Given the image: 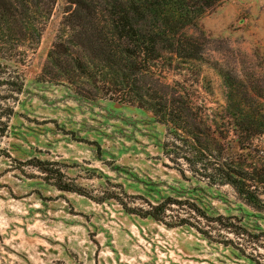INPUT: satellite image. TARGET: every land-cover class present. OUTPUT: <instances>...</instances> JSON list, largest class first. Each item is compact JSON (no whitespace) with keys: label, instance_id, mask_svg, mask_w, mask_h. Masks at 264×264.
Segmentation results:
<instances>
[{"label":"rangeland","instance_id":"rangeland-1","mask_svg":"<svg viewBox=\"0 0 264 264\" xmlns=\"http://www.w3.org/2000/svg\"><path fill=\"white\" fill-rule=\"evenodd\" d=\"M70 1L56 0L22 64L0 59V77L17 72L24 81L19 96L0 89L12 97L0 101V264H264V188L253 210L229 187L189 172L165 149V127L129 102L131 92L114 95L91 58L93 79L74 68L67 73L72 64L63 56L53 66L49 53L71 38L63 24L77 11ZM183 35L196 42L197 60L165 58L151 72L169 97L198 108L191 113L201 131L210 128L235 147L223 111L227 96L264 114V0H228ZM128 84L146 95L155 88L148 73ZM254 145L252 156H264V135ZM164 200L191 203L232 228L198 218L191 227L168 228L123 207ZM171 211L170 224L188 215L185 206Z\"/></svg>","mask_w":264,"mask_h":264},{"label":"trees","instance_id":"trees-1","mask_svg":"<svg viewBox=\"0 0 264 264\" xmlns=\"http://www.w3.org/2000/svg\"><path fill=\"white\" fill-rule=\"evenodd\" d=\"M226 1L71 0L77 11L63 23L71 38L56 44L49 58L57 67L61 62L56 57H65V61L72 64H67L65 71L68 73L74 68L87 79L97 75L89 71L92 63L87 60L96 61L92 69L104 72L107 82L115 88L114 95L128 97L131 92L132 101L129 102L149 111L165 127L169 138L165 149H170L169 154H174L189 172L205 179L209 185L229 187L243 205L258 210L257 206L263 202V194L257 189L264 188V156H252V152L256 138L264 135V114L251 112L253 104L229 94L223 111L235 147L224 144L226 139L219 133L211 132L210 128L206 131L199 129L201 119L191 113L198 110L193 103L169 97L168 87L161 83L163 79L151 72L157 70L159 62L165 58L182 62L197 60L193 52L197 44L186 38L183 31L196 26L203 15ZM55 3L56 0H0V59L16 64L24 62L28 53L38 45L44 23ZM74 49L83 57L71 58ZM188 50L190 54H187ZM147 73L152 74L155 84L150 95L137 87L128 90L132 77ZM23 86L20 73L0 77V89L6 90L10 96L21 95ZM10 98L0 95V101ZM177 141L183 145H175ZM56 188L62 192H73L66 186ZM144 204V208L123 207L130 214L149 218L168 228L191 227L190 220L196 218L221 226L223 230L232 228V225H226L223 217L209 219L191 203L164 200ZM184 206L188 210L187 217H176L170 224L173 219L168 214L172 208Z\"/></svg>","mask_w":264,"mask_h":264}]
</instances>
